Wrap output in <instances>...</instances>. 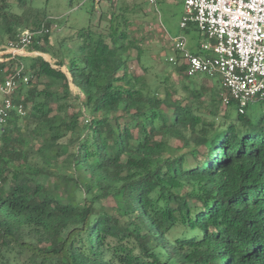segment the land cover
<instances>
[{
	"label": "trees",
	"instance_id": "1",
	"mask_svg": "<svg viewBox=\"0 0 264 264\" xmlns=\"http://www.w3.org/2000/svg\"><path fill=\"white\" fill-rule=\"evenodd\" d=\"M33 1L18 12L0 0L1 48L56 25ZM113 7L108 25L78 31L70 58L49 33L30 46L40 54L0 58L1 75L19 60L31 74L13 96L25 114L0 126V264L14 252L31 264H264V112L220 113V80L152 85L127 10Z\"/></svg>",
	"mask_w": 264,
	"mask_h": 264
},
{
	"label": "built area",
	"instance_id": "2",
	"mask_svg": "<svg viewBox=\"0 0 264 264\" xmlns=\"http://www.w3.org/2000/svg\"><path fill=\"white\" fill-rule=\"evenodd\" d=\"M183 1L185 12L180 27L197 26L203 34L199 42L201 53L193 52L188 37L181 33L173 38L176 54L170 56L169 61L185 62L186 72L192 77L201 74L218 77L223 104L234 103L238 112L245 114L252 102L264 100V0ZM51 30L42 26L19 31L14 40L0 47V57L11 54L17 58L27 54L35 39ZM30 78L31 74L20 60L10 73L0 78V126L8 122L13 111L25 114V106L13 96Z\"/></svg>",
	"mask_w": 264,
	"mask_h": 264
},
{
	"label": "rangeland",
	"instance_id": "3",
	"mask_svg": "<svg viewBox=\"0 0 264 264\" xmlns=\"http://www.w3.org/2000/svg\"><path fill=\"white\" fill-rule=\"evenodd\" d=\"M12 2L14 9L21 12L22 10L16 6L17 0H12ZM111 3V0H105L104 3H97L94 0H34L30 4L47 9L48 13L55 19L56 25L52 26L48 42L53 54L59 55L61 53L63 56L70 58L79 45L78 31L90 25L97 27L101 25L100 27L102 28L108 25L110 10L116 5L117 8L113 7V9L117 10L122 7L123 10H127L126 14L127 16L129 15L128 17H130L131 21L130 35L140 41L143 51L141 59L150 68L147 77L152 85L155 86L157 82H160L162 88L166 86L177 87L178 91L181 92L183 91L181 83L185 80L193 86L205 83L209 87H213L215 82L218 83L217 77H208L205 74L193 78L180 77L175 65L168 60L170 56L176 54L173 48V38L181 33L188 37L190 43L196 42V48L200 50L199 42L202 40L203 34L198 30L197 26L193 24L188 30L180 27V22L185 12L183 0H155L154 2L150 0H114V4ZM100 19H102L101 22H99ZM6 43L8 42L4 44ZM43 44H45L44 39H42ZM189 47H191L190 44ZM30 48L26 50L27 54H31L28 53L33 50ZM131 55L134 58L132 62V65H134L133 69L141 73V65L136 59L138 50L132 49ZM45 57L56 63V60H52L49 55ZM25 66L27 67V65ZM62 69L66 70L67 68L62 67ZM5 76L0 74L1 78ZM218 92L220 113L226 111L235 115L237 113L236 105L225 106L222 102L223 91L221 87ZM248 109L247 113L251 114L252 117L260 115L264 112V101L256 100L249 105ZM20 124L25 126L26 121L21 120ZM37 144H40V142H37ZM74 148L75 146H72L71 151ZM64 168L68 173L73 172V168H68L65 162ZM41 182L52 184L48 176H44ZM74 196L77 197L78 201L82 202L85 194L81 189L74 190V186H71L68 189V197ZM8 256L10 259L8 264L32 263L27 253L18 254L14 252Z\"/></svg>",
	"mask_w": 264,
	"mask_h": 264
},
{
	"label": "crops",
	"instance_id": "4",
	"mask_svg": "<svg viewBox=\"0 0 264 264\" xmlns=\"http://www.w3.org/2000/svg\"><path fill=\"white\" fill-rule=\"evenodd\" d=\"M189 44L191 45V47H189L192 51H196L197 53H199V52H201L200 50H197V48H196V42H189ZM200 48V47H199ZM27 52V51H26ZM33 52V53H32ZM28 53H31V54H40V52H38V51H29ZM48 54H44V56H47ZM51 58V57H50ZM49 60V59H48ZM49 61H51V60H49ZM52 62V61H51ZM218 78V77H217ZM214 80V79H213ZM218 81H219V78H218ZM220 85H221V83H219Z\"/></svg>",
	"mask_w": 264,
	"mask_h": 264
}]
</instances>
